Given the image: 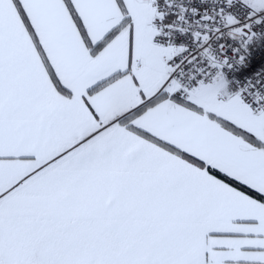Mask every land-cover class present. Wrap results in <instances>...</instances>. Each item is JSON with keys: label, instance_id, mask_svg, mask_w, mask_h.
<instances>
[{"label": "snow or ice", "instance_id": "snow-or-ice-1", "mask_svg": "<svg viewBox=\"0 0 264 264\" xmlns=\"http://www.w3.org/2000/svg\"><path fill=\"white\" fill-rule=\"evenodd\" d=\"M0 264H264V0H0Z\"/></svg>", "mask_w": 264, "mask_h": 264}]
</instances>
